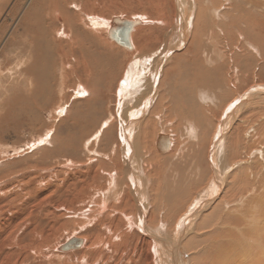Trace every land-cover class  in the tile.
I'll return each mask as SVG.
<instances>
[{"label": "bare ground", "instance_id": "1", "mask_svg": "<svg viewBox=\"0 0 264 264\" xmlns=\"http://www.w3.org/2000/svg\"><path fill=\"white\" fill-rule=\"evenodd\" d=\"M142 1L145 2V0H142ZM221 1L222 0H197L195 2V0H175V8H176L175 11L177 13V20H176L177 23H175L176 26H174V27H173L174 24L173 25L169 24V25H171L173 28H176L175 31H178L176 33L178 36L176 34L170 36V38L178 40V43H176V46H172L170 48L169 52L163 53L161 56L162 58L161 57H158V58L153 57L152 58L151 55H153V54L151 53V55H149L150 52H147L148 47L146 48L145 45H143L144 47L142 46V48H140V46L138 45V41L135 39L136 34L140 30L143 31V29H144L143 26H147L148 23H150V20L146 19L147 17L144 16V13L139 12L140 13L139 15H141V14H143V15L139 16V17L137 16L134 19H132V21L140 20V24L137 25L135 27L134 31L131 33L130 44L132 45V47H131V49H129V48H126L124 46L119 45L115 40L110 38L109 34H110V31L113 27L112 22L114 21L115 18L110 23L105 22V20H103V19H100L99 21H97V25L99 26V28L103 26V24H101V22H104L105 27L107 28V31H106L107 38H106L105 35H98V33L95 32V30L91 28V27H93L97 30V28L94 25L90 27L87 25L88 24L87 22H85L87 24L83 23L84 22L83 19L85 18V15L83 16L84 17L83 19L77 20L78 14H74L71 12L72 9L70 7L75 6L76 2L80 3L81 6H83L82 7L83 9H84V7L85 8H87V7L91 8L92 7L91 9L93 10V7H95L96 5H91L92 4L91 0H25L24 1V7H23L24 11L22 12V14L19 13L20 15L18 17H21V20L17 24V26H19V27L21 26L22 33L20 35H18V33H19L18 31L15 33V31L12 30V33L14 34V36H12L10 38V40H11L10 43H14L15 41L19 40V43L17 45H19L20 48H18L15 45L16 46L15 49L18 48L19 53L22 54V56L25 55L26 60H28L31 57V55L33 54L32 52L35 50V58L36 59H33V60H35L36 67L35 66L34 67L36 69H38L39 71H40V68H43V64H44L43 69L47 68L48 66H50V67L48 68V70L45 69L48 71L47 73H45L46 71L43 70L45 74H43L42 78L39 76L40 74L39 75L34 74V76L32 75L31 78L35 77L34 82L33 81L30 82L28 77L30 76L31 71L29 73L28 68L32 65H29L28 68H26V66H25V68H22L24 66V64L26 63V62H22L24 60V56L22 57L23 58L22 61L20 60L18 63H16L17 65H15V66L12 65L13 67H15V70L12 71L11 70L12 67H10L11 64L8 62L5 53L4 52L1 53V57L2 58L5 57V59H3L0 62V73H1L0 79H2L1 81L7 80V76L4 74L8 73V72H11V73L13 72L12 74L17 72V75L19 77L23 76V78H24L25 84L23 85V87L20 90L21 92L19 95H21V96L16 97V98H18L16 100V103H18L20 100H24L25 98H27V99L29 98V100L34 98V94H38V90H39V86H40V85L38 86L39 79L40 78H41L40 80L44 79V76L46 77L45 80L47 81L48 85L46 84L47 87H44L45 91L47 93L44 91L42 93V95L44 96V98H47L49 95L51 96L52 95V94H50L52 92L51 86H53L54 84L52 83L53 85L50 86L51 83L49 84L48 82H51V81L54 82V80L56 78V76H54L55 73L56 74L59 73V78H60L59 80H61V84L59 85L60 89L58 88L59 91L58 92L56 91V93H59V92L61 94L66 93V92H64L65 87L68 86L66 84L70 80H72V82L74 81L75 83H77L78 91H81V88H82L84 93L88 95L89 98H87L85 101L86 102L85 104L87 107L88 104H91L92 102L97 100V98L100 99L103 97V96L101 97L100 91H98V93H97V91L95 90V87L94 88L92 87L93 86L92 84H97L98 83L97 79L99 81L100 80L102 81V79H100L102 74L99 73V70H100V68L103 67V66L102 67L100 66L103 63V57H107L104 55V52L107 53L106 55H108L110 57L109 59H111L112 57H115L114 56L115 52L113 50H117V52L123 57L122 61H121L122 62L121 64H123V66L127 63L128 60H130L128 62L125 70L122 71V77L126 76V78L129 80V83L127 82L129 84V87H133V86H131V83L133 84V82L138 83V85H136L134 88L135 90H133V92H132V88H130V89H129V87L121 88V86L119 84L120 81L122 80L121 76H120L121 78L118 80V89L119 88L120 89L119 90L117 89V90H118L119 96L123 98V102L122 101L119 102L120 107H121V111H122V119H121L122 124L120 126L121 127L120 138H121V142L123 143V145L121 144V146H119L116 149V151L114 150L116 147H114L112 149L111 152H113L112 153L113 157L110 159V162L108 163L109 167H111L110 169L113 168L114 172H112V173L116 177H115V181H113V183H111V181H110L111 185H109L108 187H107V183H106L105 187L103 185L99 186V184H97V182L94 184L93 188L98 187L99 189H103L100 192H97L99 194V201L102 203V205H100V206L97 205L96 206L97 208H95V210L90 214V216L87 217V220H88L87 223L88 224L93 223L98 218H100V222H99L100 224H102V223L104 224V222H111L112 226H107V227L105 226L104 229L105 230L107 229L106 232H108V234L110 233L112 235H109V236L107 235L108 237H106L105 239H102L101 236L93 237L94 240H92L89 243V244H91V246L89 245L90 251L86 249L87 251H89L90 254L99 255L102 250H105L107 248L108 249L111 248L115 252H117V249L120 246L119 243L125 242L128 238H130L129 234L127 235L126 233L123 232V234L120 235L121 241L119 240L120 242L117 243L118 242V240H117V242L114 243L116 241L115 239L119 238V237H117V233L120 232V227L123 226L122 228H124V229L126 228L130 232V230L133 229V227L136 225L138 230L141 231L143 234H145L146 237L150 238L148 240H152V242L154 243V244H151V246L148 245L149 246L148 253L151 252L150 248L153 247V252H154L155 256L151 255L152 260L149 258L148 255L145 256V259L142 261V262H144L143 264H187L186 255L179 257V253L181 252V250L179 248L180 247L179 246L180 245L179 240H181V239H179V238H183V237L186 238V239H184L185 242L181 240L182 242H184V244L182 245V243H181V245H182V248L184 250L187 249V251L190 252V250H188V249L191 248V250H193L194 248H196L198 242L201 240V237H199V236H198V238H196V236L198 234L204 235V237L201 240L202 241L201 242L202 248L197 252L198 258H196V257L193 258V260H195L193 262L194 264H264V114H261V116H260V119L262 122V129H261L262 131H261V136H260L259 140L257 141L259 149H258V147H257V149H254V150L248 148L249 149V156H247L248 159L246 158V159H242L240 161H237L234 163V165L231 164L232 166H226L225 168H223V170H222V166L219 163V159L222 157L223 152H224V149H223L224 147H223L222 143L225 142L224 137H225V134H227V132H228L227 129L232 128L236 124L235 123L236 119H238L240 117L242 110H244V108H247V106H250L249 104H253V102L254 101L256 102V100H257V102L264 100V85L252 86V88H250L242 96L236 97L237 99H235L233 103L231 102L232 104H230L229 107L225 108L226 111L222 113L223 129H221L220 132H217V134H215V136H214L215 141H213V144H212L213 147H212V149L210 147L208 148L211 150H210V154H207L206 156H203L205 153L204 154H201V152L199 153V150L197 149V147L190 143L192 147H190L187 144L189 146V148L187 150H185L186 152L184 154L181 153V155H179L180 157H177L178 155H176V153L175 154L173 153L175 150L174 149L175 143L173 141V138L176 137L177 135L172 138V136L168 135L170 133L164 132L165 133L164 136H158L162 132L161 133L159 132L158 134L155 132L157 134V138H155L156 135L153 138H155L157 140V139H160V137H166L165 139L170 142V147L167 150L168 155H166L165 153H162L159 150V147H157V145H156V148H154V152H156V151L158 152V153L156 152V155H157L156 161L159 160V162L157 164L159 165V163H160L162 166V167H160V165H159V167H160L159 170H162V172L161 173L158 172V174H159L158 187H159L160 191H158V193H159L158 196L155 197V198H157L156 200L159 202L158 203L159 206H157L155 203V205H152V206H156V207H149L150 206L149 202L151 199L148 201V199L145 195L144 189H143L144 184L139 180L140 168L143 169V167H144L143 163H142L143 158L140 155L142 152H144V151H142L143 149L141 148L142 144L144 142L142 141V138L139 137V136H141V134L137 135L138 133L137 134L135 133L136 132L135 129H136V127L137 128L141 127V130H148L149 129L150 124L142 126L143 124H145L142 122H143V117L145 118V116H147V112L151 108L154 111H157V112L159 111V113H155V114H159L158 117L159 116L160 117L158 119L160 120L161 116L164 115V113H166L168 110L166 108V106L168 107V105H171V104H168V105L166 104V106H165L166 99H169L170 102L173 101L172 105L173 106L175 105L173 107V111L174 112L179 111L180 119H182V120L184 119V122L190 121V123L189 122L187 123L189 125V127H188V125L187 126L185 125L183 128L182 127L183 125H181L182 123L180 124V128L182 127V130H181L182 134H184V133L191 134V135H193L195 140H198V143L203 141L205 144L207 139L212 135L213 130H216V128L213 130L211 129V127H213V124H214L213 118L216 116L215 112L216 111L219 112V110L215 106V102L219 103L218 108H221L222 106L226 107V104H224V102H228L229 100H232L237 95L236 93H235L236 95L233 94L235 92L234 91L235 84L240 82L239 86L244 85V84H246V80L249 79L248 75L251 74L250 73V65L248 66L249 67L248 68L247 66H243V65L239 64L240 62L237 64L236 61H238V60H235V58H234L235 62H233L234 61L233 58H229L230 55L228 57V56H226L225 52L223 53V50H224L223 48H222L223 50H221V48L219 49L221 44L225 45V42L223 41V38L221 37V35H223V37H224V33L222 32L223 34L220 35L219 31L217 29H220V28H224L226 30L230 29L231 31L234 30V32H236V30H237V32L240 34V35L239 34H237V35H239L241 37L244 36L245 37L244 43H246V45L254 52V54H258L257 47H255L253 44H251V42L253 39H256L257 36L264 34V0H234V5L232 4V2L230 0H227L228 2H231V4L233 5L232 8L228 7V9H229L228 14L229 15H225V14L223 15L222 14V13H224L225 10H223L221 13L220 7L222 9V6L219 7ZM159 2H160V0L158 1V3ZM136 4H134V5H136ZM149 4H150L149 6H152L151 4H153V7H155L156 5H160L161 3L156 4L154 6L155 2L153 1V3L150 2ZM139 5L143 6V4H141V3ZM75 7L77 8V6H75ZM157 7H159V6H157ZM20 8L22 10V7H20ZM144 8L146 9V7H144ZM150 8H152V7H150ZM154 10H157V9H154ZM151 11L153 12V8ZM93 12H94V10H93ZM157 12H158V10H157ZM153 13H151V14H153ZM165 13H167V12H165ZM157 14L159 15L161 13L158 12ZM155 15H156V13H155ZM161 15H159V16H161ZM151 16L152 15H150V17ZM171 16H173V15H171ZM171 16H169V17L171 18ZM89 17H87V18H89ZM105 17H106V15H105ZM191 17H192V20H190ZM119 18L125 19L124 17H119ZM156 18H158V16H156ZM90 19L94 20L95 18L90 17ZM148 19H150V18H148ZM166 19L168 21L167 17H166ZM195 20H196V26L195 27H198L197 29L196 28L195 29L197 30L198 34L197 33L194 34L195 40L191 36L194 40V43L192 44L190 51L188 50V52H186L185 54H181L180 56H176V55L173 56L174 54H176L175 52H177V50L183 48V44L185 42L184 39H187V38H185V35L187 36L188 32H189V30H188L189 24L188 23L191 22L193 24L195 22ZM12 21L15 22V20H12ZM215 21H218L217 22L218 24ZM230 21L233 23L231 25V27H229ZM17 22H18V20H17ZM57 23H59V25H57ZM171 23H173V22H171ZM2 24H4V23H2ZM12 24H14V23H12ZM107 24H109V27L107 26ZM194 25L195 24H193V26H192L193 29H194ZM163 26H164V24H163ZM47 27L49 30H47ZM14 28H15V26H14ZM167 28L170 29V27H167ZM0 30H2V28ZM15 30H17V29H15ZM19 31H21V30H19ZM136 31H138V32H136ZM220 31H223V30L220 29ZM135 32H136V34H135ZM191 32L195 33L193 30ZM228 32L229 31H227V33ZM234 32L229 33V35H232ZM47 33H48V35L46 37H43L41 35V34L45 35ZM10 35H11V33H10ZM102 36H105V38ZM244 37L242 38L243 40H244ZM260 38L263 40L262 37H260ZM6 39L7 38H4V41ZM44 39L48 42L44 43ZM224 39H225V37H224ZM246 39L248 40V42ZM171 40H170V42H171ZM7 42L8 41L5 42L6 47L8 44H10L9 42L8 43ZM261 43L259 44L260 46H261ZM243 45H245V44H242L241 46H243ZM262 46L264 49V45H262ZM165 47H166V45H165ZM224 47H226V46H224ZM245 47L246 46H244L242 48H245ZM211 48H214V49L218 48V54L215 53V55H217V56L213 60H210L211 59L210 57H214L215 55L209 56V54L206 51V49L211 50ZM229 49H231V48H229ZM263 49H261V50H263ZM10 50L12 51V48ZM132 51H134V52H132ZM37 52H39V53H37ZM172 52H173V55L169 56ZM201 52L203 53L202 56L204 57V59H206L204 62H203V60H201V54H200ZM233 52H234V50H233ZM237 52H238V50H237ZM147 53H149V54H147ZM15 54L16 53H14V55ZM241 54H244V53L242 52ZM241 54H240V56H241ZM236 56H238V54H236ZM260 56H263V55L260 54ZM255 57H256V55H255ZM251 58H252V55H251ZM257 59H258V57H257ZM142 60L146 61L145 64H147L149 61L151 62L153 60V64L151 65L152 70L150 68L149 69L146 68V69L150 70V72L153 71L154 79H152V77H149L150 74H146V75L144 74L143 76L140 77V72L144 73V70H146L143 68L141 69L143 71L139 70L140 69L139 64H140V62H142ZM220 60H222L221 63H220ZM252 61H254V60L252 59ZM258 62H256V63H258ZM14 63H15V61H14ZM166 63L169 65V68L167 69L169 71H172V70H181V72L183 71L182 73L180 72L179 74H181V75H178V76H182V74L186 75L187 73H191V72H188V70L194 71L195 76L192 75L189 77V79L191 77H193L192 82L190 80H189L190 82L187 80L189 83H186L187 82L186 81L183 85H181L182 87L180 86V84H177L176 81L175 82L178 86L177 85L175 86V84L172 85L170 83H169L170 86L169 85L167 86V84L165 83V85L162 84V87H164V89L162 87H160L161 86V82H160L159 87H158L157 86L158 77L159 76L161 77V75H159V73L161 72L162 68L164 67V65ZM214 63L218 64V65L213 67ZM206 64H209L210 68L207 69L208 65H206ZM246 64H248V62ZM260 64H262V62H260ZM147 66L149 67V65H147ZM175 66L176 67L178 66L180 68H176ZM21 68L23 70H20ZM257 69H258V74L253 72L254 74H257L255 76L258 77V79L260 78V80L264 79V67L258 66ZM57 70H59V71H57ZM165 70H166V68H165ZM37 73H38V71H37ZM163 73H165V72H163ZM174 74L176 75L177 73H174ZM4 76H5V78H4ZM9 76H11V74ZM168 76L169 75H167V77ZM172 76L171 77L173 78V81H174V78L176 79L177 76H174L173 74H172ZM256 77H255V80H256ZM9 79H11V77ZM17 79H19V78H17ZM17 79H15V80L18 81ZM185 79L186 78H183L182 80H185ZM178 80L177 81L180 82L181 79H178ZM166 81H168V80H166ZM9 82L11 83V81H9ZM9 82L7 81V83H9ZM175 82H173V83H175ZM211 82H213V88H214V89H212L211 92L214 93V96L209 95L207 88H206V87H208L206 85H210L209 83H211ZM190 83L192 84L191 86H190ZM11 84H13V82ZM1 85H2V82H1ZM7 86H9V85H7ZM211 86L212 85H210V87ZM41 87H42V85H41ZM157 87H158V90H160V88H161V90L163 89L162 95H161L162 100L158 99L160 97V94L157 92ZM176 87H179V88H176ZM0 88H5V87L1 86ZM110 89H111V87H108L106 91L110 92ZM126 89H129V90L127 91ZM12 91L14 92V90H12ZM9 92L12 93L11 91H9ZM127 92H129V93H127ZM60 93H59V95H61ZM81 93H83V92H81ZM126 93L129 96V98L125 97ZM5 94L6 93H4V96H5ZM13 94H15V93H13ZM157 94H159L158 98H157ZM0 95H3V94L1 93ZM38 95H40V94H38ZM4 96H2V97H4ZM2 97H0V99ZM219 97H221V100L219 99ZM39 98H41V96ZM128 99H130V101H128ZM38 100H40V99H38ZM62 100H64V99H62ZM25 101H27V100L25 99ZM32 101H31V103H32ZM35 101L36 100H34V103H35ZM125 101H126V103H125ZM3 102L4 101H2V103ZM9 102H8V104H9ZM38 102H41V101H38ZM63 102H65V101H63ZM12 103H13V101H12ZM31 103L28 102V104H24V105H26L28 108L32 107V105H35V104L31 105ZM66 103H68V102H66ZM124 103H125V105H124ZM38 104H37V106H35V108H37V107L39 108ZM48 104H46V105H48ZM85 104H83V105H85ZM80 106H82V105L80 104ZM13 107H11V108H13ZM158 108H159V110H157ZM215 108H216V110H215ZM25 109L28 110L27 108H24V110ZM8 110H10V109H8ZM61 110H59V111H61ZM170 110H172V109H170ZM160 111H162L164 113L160 114L161 113ZM7 112H9V111H7ZM71 113H73L72 110L69 111L68 119H71V115H70ZM169 113L170 112H168V114ZM3 114H0V115H3ZM22 114H24V113H22ZM168 114H166V115H168ZM170 115H173V113ZM237 115H238V117H237ZM6 116H8V115H6ZM168 117H169V115H168ZM1 118H4V117H1ZM19 118H21V117H19ZM22 118H24V117H22ZM36 118H38V117H36ZM146 119H147V117L145 118V120ZM151 119H152V121L150 123H152L154 121L153 117H151ZM162 119H163V117H162ZM76 120H78V119H76ZM150 120H147V121H150ZM159 120H158V122H159ZM172 120H174V119H172ZM172 120H170V122ZM23 121H24V119H23ZM238 121H239V119H238ZM111 122L113 123V121L110 119L109 122L105 123V126L108 127V125H110L109 123H111ZM176 122H180V121L176 120ZM61 124H63V122ZM9 125H11V124H9ZM155 125H159V123H155ZM169 125L170 124L168 122L167 126L169 127ZM174 125L175 124H173V126ZM161 126H163V125H161ZM167 126H164V128ZM170 126H172V124ZM3 127H5V126H3ZM7 127H9V126H7ZM175 127H178V126H175ZM100 129H99V133H101V131L104 130V129H102L100 131ZM151 129H152V127H151ZM138 130H139V128H138ZM95 131H96V129H95ZM175 131H176V134H178L177 132L179 131V127H178V129L175 128ZM3 132L4 131L2 130V133ZM96 132H98V131H96ZM106 133L112 134V129L110 130V128H109L103 132V134H106ZM48 134H51V132ZM145 134H147V133L145 132ZM84 135H86V134H84ZM151 135H149V136H151ZM198 136H199V138H198ZM227 136L228 135H226V137ZM72 137H73L72 139L76 138V136L75 137L72 136ZM90 137H89V139H90ZM55 138L53 137L52 141L55 140V142H56L57 139H55ZM149 139H150V137H149ZM240 139H242V138H240ZM145 140H146V138H145ZM82 141H84V140L82 139ZM178 141H179V139H178ZM208 141H209V139H208ZM208 141H207V143H208ZM48 143H50V142H48ZM53 143L54 142H52V144ZM230 143H232V142H230ZM242 143H244V142H242ZM163 144H165V142ZM58 145H59V143H58ZM58 145H56V146H58ZM176 145H177V143H176ZM178 145H179V143H178ZM135 146H136V149H135ZM193 146L197 149V150H194V152H193V148H194ZM60 147H62V146H58L55 148L53 146L52 149L54 148V151L53 150L49 151L48 155L52 154V156L53 155L55 156L56 152L57 153L60 152V150H61ZM237 147H239V145H237ZM48 148H50V147H48ZM44 149H46V148H44ZM147 149H149V148H147V146H146V150ZM155 149H156V151H155ZM182 149H184V148H182ZM203 150L201 149V151H203ZM152 151H153V149H152ZM43 152L45 153V151H43ZM176 152H179V151H176ZM145 153H148V151ZM153 154H155V153H153ZM45 155H46V153H45ZM45 155H43V156L45 157ZM148 155H149V153L146 156H148ZM139 156H141V157H139ZM151 156H154V155H151ZM203 157H205V158H203ZM0 158H1V156H0ZM41 159L43 160V158H41ZM44 159H46V158H44ZM153 160H154V158H153ZM0 162H2V160ZM3 162H5V161H3ZM3 162L1 164V166L3 165ZM101 162L102 161H100L99 163H101ZM252 164L257 165L260 169L257 170L256 172H254L255 168L254 169L252 168ZM151 165H153V164H151ZM255 165L253 167H256ZM2 168L4 169L5 167L3 166ZM6 168H7V164H6ZM238 168L244 169L243 170L244 172L242 174L235 175L234 177L231 176V177H233V179H230L231 178V177H229L230 173H232L234 170H236ZM87 169H89V168H87ZM149 169H150V172H152L150 175V177H152V178H150V177L148 179L145 178L147 180V184H145V186L149 185V184H152L153 186H155V184L150 183V182L152 181L155 183L156 181H158V180H155L153 178L152 174L156 171H159V170L156 169V167L154 165L150 166ZM7 170H8V168H7ZM93 170L96 171L97 169L91 168L87 172L89 174H91ZM108 171L109 170H107V172ZM7 172H9V171H7ZM141 174H143V173H141ZM155 174H153V175H155ZM236 174H237V172H236ZM143 177H145V176L143 175ZM146 177H148V176H146ZM112 184H114V187L112 186ZM11 185H13V184H11ZM4 186L5 185H3V187ZM7 188H8V186H7ZM4 190H5V188H4ZM116 191H119V192L115 193ZM152 192H153V189H152ZM127 194L131 197V199L134 203V207L136 208V210H135L136 213L134 215L126 214V213H124L118 209L119 206H123L125 204V196ZM198 194H199V196L197 198L198 202L195 201V203H194L193 200L195 199V196ZM191 199H193L192 200L193 202H191ZM2 200H4V197ZM188 203L190 206H188ZM161 207H163V210H165L164 213L167 217V219L165 221L166 227L170 228L171 229L170 231L173 230L172 232L177 231V230H174V227H175V229L181 230L180 232H183L182 234H178L177 232H175L176 237L174 239L176 240L175 243L177 245H174L175 243H173L172 241H170V242L166 241L165 240L166 236H165V239H163V232L162 231H164V227H163V229H154V227H153V226H155V224L156 225L159 224L157 222L158 219L160 218L158 215V212L161 211L160 210ZM188 207H189V209H188ZM100 215H103V216H100ZM81 218H83V217H81ZM104 218H112V220H104ZM163 218H165V217H163ZM163 220H165V219H163ZM0 223H2V225L5 224L2 221H0ZM96 223L99 224L98 221H96ZM147 223H149L148 224L149 226H147ZM105 225H107V223ZM150 225H153V226H150ZM165 230H166V228H165ZM172 232H171V235H173ZM179 235H181L182 237H179ZM75 239H77V240L80 239V240L84 241L82 248H85L88 246V245L86 246V243H87L86 238L81 239V238H77V237H71L69 240L66 241V243L68 241H72ZM144 239H146V238H144ZM127 242H125V243H127ZM66 243H64L63 245H65ZM148 243H150V242H148ZM143 246H146V245H143ZM61 247L58 248L59 251H61ZM94 247H95V249H94ZM81 249H79V250H81ZM135 249H136V247H135ZM196 249H195V251H193L194 254L196 252ZM87 251H85V252H87ZM191 253H192V251H191ZM93 258H95V257H93ZM142 258H143V256H142ZM89 260H91V259H89Z\"/></svg>", "mask_w": 264, "mask_h": 264}, {"label": "rangeland", "instance_id": "2", "mask_svg": "<svg viewBox=\"0 0 264 264\" xmlns=\"http://www.w3.org/2000/svg\"><path fill=\"white\" fill-rule=\"evenodd\" d=\"M24 1L25 0H0V29L2 28V30H0V50H1L0 51V62L3 59H5V57H3V58L1 57V53L4 52L6 57H7L8 62L11 64L10 65V67H12L11 70L14 71L15 67H13L12 65H14V66L17 65L16 63H18L20 60L22 61L23 60L22 57L24 56V60L22 62H26V63L24 64V66L22 68H25V66H26V68H28L29 65L33 66V67L30 66L28 68L29 73H30V71L32 73V74L30 73V76L28 77V79L30 80V82H32V81L34 82L35 77L31 78V76L32 75L34 76V74H38V75L40 74L39 76L42 78L43 74L48 72L47 70L50 66L45 68V69H47V70H45V69H43L44 68V64H43V68H40V71H39L38 69L35 68L36 64H35V60H33V59H36L35 58V50L32 52L33 56L31 55V57H30L31 59L29 58L28 59L29 61H28L25 59V55L22 56V54L19 53L18 48H20V47H19V45H17L19 43V40L15 41L14 43H10L11 42L10 38L12 36H14V34L12 33V30L15 31V33L18 31L19 32L18 35H20L22 33L21 26L19 27V26H17V24L21 20V17H18V16L20 14H22V12L24 11V9H23ZM133 1L134 0H98V1L97 0H91V2H92L91 5H96L95 7H93L94 12L91 9L92 7L91 8L90 7H87V8L84 7V9H83L82 8L83 6H81V4L78 2H76V5H75V6H77V8L75 6H72L70 8L72 9V11H71L72 13L78 14L77 20L83 19L84 18L83 16L85 15V18L83 19V21H84L83 23L87 22L88 24L87 23H85V24H87L90 27L94 25L97 28V30L93 27H91V28L94 29L95 32L98 33V35H105L106 38H107V33H106L107 28L105 27L104 22H101V24H103L104 27L102 26L99 28V26L97 25V21H99L100 19H103V20H105V22H108V23L112 22L113 19L116 17L117 18L124 17L127 20H132L137 16L139 17V16L143 15V14L139 15L140 13H144V16L147 17L146 18L147 20H150V23H148L147 26H143L144 32L142 30H140L139 32L136 31V32H138L137 34L135 32V34H136L135 39L138 41V45L140 46V48H142L143 45H145L146 48L148 47L147 52H150V54L149 53H147V54L151 55V53H152L153 54V55H151L152 58L153 57L154 58L161 57L163 53L169 52L170 48L172 46H176V43H178V40L170 38L171 35H175L178 32V31H175L176 28H173L174 26H176L175 23H177L176 22L177 13L175 11V9H176L175 8V0H164V1L160 0V2H159V3H161L160 5H156V4H159L158 3L159 0H156V1L155 0H152V1L151 0H145V2H143L142 0H140V1L135 0L134 2ZM153 1L155 2L154 6L155 5L156 6L153 7V4H151L152 6H149L150 5L149 3L150 2L153 3ZM196 1L197 0H195V2ZM230 1L234 5V0H230ZM139 2L141 4H143V6L139 5L140 4ZM231 2H228L227 0L221 1L219 7L222 6V9L220 7L221 13L223 10H225L224 13H222L223 15L224 14L229 15L228 14V12H229L228 7H231V8L233 7ZM134 4H136V5H134ZM157 6H159V7H157ZM20 7H22V10ZM144 7H146V9ZM150 7L153 8L154 13L151 11L152 8H150ZM154 9H157L158 12L161 13L162 15L159 14V15H161V16H159L157 14L158 13L157 10H154ZM165 12H167V13H165ZM151 13H153V14H151ZM155 13H156V15H155ZM105 15H106V17H105ZM150 15H152V16L150 17ZM168 15L169 16L173 15V16H171V18H170ZM89 16L92 18H95V19L91 20ZM156 16H158V18H156ZM165 16L168 18V21H167ZM87 17H89V18H87ZM148 18H150V19H148ZM11 19L15 20V22H13ZM17 20H18V22H17ZM190 20H192V17L190 18ZM171 22H173V23H171ZM215 22L217 23L218 21H215ZM2 23H4V24H2ZM12 23H14V24H12ZM163 24H164V26H163ZM169 24H171V25L174 24V25L172 27ZM188 24H189V27H188L189 32H188L187 36L185 35V38H187V39L189 38L190 40L184 39L185 42L183 44V48L177 50V52H175L176 54H174V55L172 52L169 56H172V55L173 56H175V55L180 56L181 54H185L186 52H188V50L190 51V48H191V46L195 40L194 34L197 33L196 29L198 27H195L196 26V20L193 23V24H195L194 29L192 27L193 24L191 22ZM232 24L233 23L230 21L229 27H231ZM57 25H59V23H57ZM14 26H15V28H14ZM107 26L109 27V24H107ZM167 27H170V29ZM15 29H17V30H15ZM191 29L195 33H192ZM220 29L223 31H220ZM220 29H217V30L219 31L220 35L224 33L225 39H224L223 35H221V37L223 38L225 45L221 44L219 49L220 48H221V50L226 49L225 51L223 50V53L225 52L226 56H228V57L230 55L229 58H233V60H234V58H235V60H238V61H236L237 64L240 62L239 64H241L243 66L248 67L250 65V73L251 74L248 75L249 79L246 80V84L241 85V86H239L240 82L235 84V87H234L235 92L233 94L234 95L237 94V95L232 100H229L228 102H224V104H226V107L222 106L221 108H218L219 103L215 102V106L219 110V112H217V111L215 112L216 116L214 115L215 116L213 118L214 124H213V127H211V129L213 130L216 128V130H213L212 135L208 138L209 141L207 139L208 143L205 140L206 145L204 144L203 141L198 143V140H195L193 135H191V134H187L184 132H183L184 134H182V132H181L182 127L184 128L185 125L187 126L188 125L187 123L188 122L190 123V121L184 122V119L183 120L180 119L179 111L178 112L173 111V107L175 105L173 106L172 105L173 101L170 102L169 99H166L165 106H166V104L167 105L171 104V105H168V107L166 106V108L168 109L166 113L160 111L161 112L160 114L164 113V115L161 116L160 120L158 119L160 117V116L158 117L159 114H155V113H159V111L158 112L154 111V110H152V108L147 112V116H145V118L147 117V119L145 120V118L143 117L142 123H145V124H143L142 126L150 124L149 129L148 130H141V127H138L139 128V130H138V128L136 127L135 133L136 134L138 133L137 135L141 134V136H139V137H141L142 141L144 142L142 144V147H141L143 149L142 151H144V152H142L140 154L143 158L142 163H143L144 167L142 166L143 169L140 168L139 180L144 184L143 189H144V192H145V195H146L148 201L151 199L149 202V205H150L149 207H156V206H152V205H155V203L157 206H159L158 205L159 202L156 200L157 198H155V197L158 196V194H159L158 191H160V189L158 187V184H159L158 172H160V173L162 172V170H159L160 167H162V166L160 163H159L160 167L157 164L159 162V160L156 161L157 160L156 149H155L156 152H154V148H156V145H157L156 142L158 140V139L157 140L155 139V138H157V134L159 132L160 133L162 132L158 136H164L165 135L164 132L170 133L168 135L172 136V138L176 135L177 136L179 135L178 137L176 136L173 138V141L175 143V145H174L175 148L173 147L175 150L173 153L174 154L176 153V155H178L177 157H180L179 155H181V153L184 154L186 152L185 150H187L189 148V146L192 147L191 144H193L194 146L197 147V149L199 150V153L200 152H201V154L205 153L203 156H206L207 154H210V150L213 147L212 144H213V141H215L214 140L215 134H217V132H220V130L223 129L222 113L226 111L225 108L229 107L230 104H232L234 102V100L237 99L236 97L242 96L245 92H247L250 88H252V86L264 85V79L260 80V78L258 79V77L255 76L258 74V69H257L258 66L264 67V64H263L264 63V51H263L264 49L262 46V45H264V34L259 35V36H257L256 39L252 40L251 44H253L258 49V54H254V52L246 45V43H244L245 37L243 36L244 37V40H243L242 39L243 37L239 36L240 34L237 32L236 29H235L236 32H234V30L231 31L230 29H227V30L224 28H220ZM19 30H21V31H19ZM47 30H49L48 27H47ZM227 31H229V32L227 33ZM231 32H234V33L232 35H229V33H231ZM10 33H11V35H10ZM235 34L236 35L239 34V35L236 36ZM41 35L43 37H46L48 35V33L45 35H43V34H41ZM105 36H102V37L105 38ZM191 36L194 38V40ZM234 37L235 38L237 37V38L235 39ZM260 37H262L263 40ZM4 38H7V39L4 41ZM169 39L170 40L172 39L171 42ZM6 41H8L10 43L7 45L8 48L5 45ZM47 42L48 41H46L44 39V43H47ZM247 42H248V40H247ZM260 43H261L262 47L259 45ZM242 44H245V45L241 46ZM15 45L18 47V48H16L17 50L15 49V47H16ZM165 45L167 48L165 47ZM224 46H226L227 48ZM244 46H246V47L242 48ZM11 48H12V51L10 50ZM229 48H231V49H229ZM260 48L263 50H261ZM233 50H234V52H233ZM237 50H238V52H237ZM113 51L115 52L114 53L115 57H112L111 59H109L110 57L108 55H106L107 53L104 52V55L107 57H103V63L100 65L101 67L102 66L103 67L102 68L99 67L100 70L98 69L99 73L102 74L101 78H100V79H102V81L101 80L99 81L96 78L98 83L99 82L100 83L99 84L98 83L92 84L93 85L92 87L93 88L95 87V90L97 91V93H98V91H100V95H101V97L102 96L103 97L100 99L97 98V100H95L91 104H88L87 107H86L85 101L87 98H89L88 95L84 93L82 88H81V91H78L77 83H75L74 81L72 82V80H70L66 84V85H68L65 87V90H64V92H66V93L61 94L59 92L61 95H59V93H56V91L57 92L59 91V89H60L59 85L61 84V80H59L60 79L59 73H57V74L55 73L54 76H56V78H55L54 82L53 81L48 82L49 84L51 83L50 86L53 84L54 85L51 86L52 92L50 94H52V95L51 96L49 95L47 98H44V96L42 95V93L45 91L44 87H47V85H48L47 81L45 80L46 77L44 76V79H42V80H40L41 78L39 79L38 86L39 85L40 86H39L38 94H40V95L34 94L35 99L34 98L30 99L31 101L33 100L32 103L29 100V98L27 99L25 97L24 98L27 101H25V99L24 100L19 99L20 100L18 102L19 104L16 103V100L18 99L16 97L21 96V95H19L21 92L20 90L23 87V85L25 84L23 76L19 77L17 75V72H15L14 74H12L13 72L12 73L8 72V73L4 74L7 76L6 81H4V80L1 81L2 79H0V87L1 86L5 87V88H0V94L1 93L3 94V95H0V97L4 96V93H6L5 96L0 99V101H1L0 102V114L4 113L3 115H0L1 117H4V118L0 117V125H1L0 126V145H1L0 146V156H1L0 161L1 160H2V162L5 161V162H3L2 166H1L2 162H0V166H1L0 167V169H1L0 170V189H1L0 190V221L5 223L4 225H2V223H0V264H137V263L143 264L144 262H142V261L145 259V256L148 255L150 259L152 257L151 255L155 256V254L153 252V247L150 248L151 252L148 253L149 246H151V244H154V243L152 242V240H148L150 238L146 237L145 234H143L141 231H139L138 228L136 227V225L133 227V229L130 230V232L128 229L122 228L123 226L120 227V232L117 233V237H119V238L115 239L116 241L114 240L115 241L114 243H116L117 240H118L117 243H119L121 241L120 235L123 234V232L126 233L127 235L129 234L131 239L128 238L125 241V242L128 241L127 243H125V242L121 243L120 242L119 243L120 246L118 247L117 252H115L111 248H109V249L107 248L105 250H102L99 255L89 253V251H90L89 245L91 246V244H89V243L92 240H94L93 237L101 236L102 239H105L109 235H112V234H110V233L108 234V232H106L107 229L106 230L104 229L105 226L106 227L112 226L111 222H104V224L103 223L100 224L99 223L100 218H98V219H96V221H98L99 224H97L96 221H94L91 224H88L87 223L88 222L87 217L90 216V214L95 210V208H97L96 207L97 205H99V206L102 205V203L99 201V194L97 192H100L103 189H99L98 187L93 188L94 184L97 182V184H99V186L103 185L105 187V185L107 183V187H108L109 185H111V183H113V181H115L116 176L113 175V173H112V172H114L113 168L110 169L111 167H109L108 163L110 162V159L113 157V155H112L113 152H111L112 149L114 147H116L114 149L116 151V149L119 146H121V144L123 145V143L121 142V138H120V134H121V127L120 126L122 124L121 123L122 111H121V107L119 104V102H121V101L123 102V98L120 97L119 93H118V90L120 89V88L118 89V80L122 77V71L125 70L128 62L130 60H128L127 63L123 66V64H121L123 57L117 52V50H113ZM206 51L209 54V56L215 55V53L218 54V48H216V49L211 48V50L206 49ZM132 52H134V51H132ZM242 52L244 54H241ZM14 53H16V54L14 55ZM37 53H39V52H37ZM200 54H201V60H203V62H204L206 59H204V57L202 56L203 55L202 52ZM236 54H238V56H236ZM240 54H241V56H240ZM260 54L263 56H260ZM251 55H252V58H251ZM255 55H256V57H255ZM216 56L217 55H215L214 57H210L211 58L210 60H213ZM257 57H258V59H257ZM252 59L254 61H252ZM153 60L151 62L149 61L147 64H145L146 61L142 60L143 63L140 62V64H139L140 67L138 66L140 68L139 70H141L142 68L143 69H146V68L151 69V65L153 64ZM235 60L233 62H235ZM14 61H15V63H14ZM221 62H222V60H220V63ZM247 62H248V64H246ZM256 62H258V63H256ZM260 62H262V64H260ZM147 65H149V67ZM206 65H208L207 69L210 68L209 64H206ZM217 65L218 64L214 63L213 67H215ZM22 68L20 70H23ZM30 68L31 69L33 68V69L31 70ZM165 68H166V70H165ZM168 68H169V65L166 63L164 65V67L162 68L161 72L159 73V75H161V77L160 76L158 77V81H157L158 87H159L160 82H161L160 87H162V84L165 85V83L167 84V86L168 85L170 86V84H172V85L175 84V86L177 84H180V86H181L187 80L188 81L190 80L192 82L193 77H191L190 79H189V77L192 75L195 76L194 71H191V70H188V72H191V73H187L186 75L182 74V76H178V75H181V74H179L181 72V70L169 71V70H167ZM176 68H180V67L177 66ZM148 69L144 70V73L140 72V77L143 76L144 74L145 75L150 74L149 77H152V79H154L153 71L150 72V70H148ZM43 70H45L46 72L44 73ZM37 71H38V73H37ZM57 71H59V70H57ZM141 71H143V70H141ZM163 72H165V73H163ZM253 72L257 73V74H254ZM171 73L174 76H177L176 79L174 78V81H173V78H172L173 76ZM174 73H177V74L175 75ZM10 74H11V76H9ZM167 75H169V76L167 77ZM10 77H11V79H9ZM255 77H256V80H255ZM4 78H5V76H4ZM17 78H19V79H17ZM125 78H126V76L122 77V80L119 83L121 88L129 87V84H128L129 80L127 78L126 79ZM183 78H186V79L182 80ZM15 79H17L18 81H16ZM159 79L160 80L162 79V80L160 81ZM178 79H181L180 82H178L179 81ZM166 80H168V81H166ZM7 81L8 82L11 81V83L13 82V84H11L10 82L7 83ZM175 81L177 82V84ZM188 81L186 83L190 82V81L189 82ZM1 82H2V85H1ZM173 82H175V83H173ZM209 84L212 86L210 87V85H206V86H208V87H206L207 91H208L209 95L214 96V93L211 92L212 89H214L213 88V82H211ZM7 85H9L10 87ZM41 85H42V87H41ZM136 85H138V83H134V82H133V84L131 83V86H133V87H129V89L132 88V92H133V90H135L134 88ZM191 85L192 84L190 83V86ZM106 87L107 88L111 87L110 92L106 91L107 90ZM158 87H157V92L160 94V97L158 96L159 94H157V98L159 97L158 99L162 100L161 95H162V90L164 89V87H162L163 88L162 90H161V88H160V90H158ZM176 88H179V87H176ZM129 89H126V90L128 91ZM8 90L11 91L12 93H10ZM12 90H14V92ZM81 92H83V93H81ZM13 93H15V94H13ZM127 93H129V92H127ZM127 93H126V95H127ZM126 95H125V97L129 98V96L128 95L126 96ZM40 96H41V98H39ZM38 99H40V100H38ZM62 99H64V100H62ZM219 99L221 100V97H219ZM34 100H36L35 103H34ZM2 101H4V102L2 103ZM12 101H13V103H12ZM38 101H41V102H38ZM63 101H65V102H63ZM128 101H130V99H128ZM262 101L257 102V100H256V102L254 101L253 104H249L250 106H247V108H244V110H242V113H241L240 117L238 118L239 121H238V119H236V121H235L236 124L232 128L227 129L228 132H227V134H225V137H224L225 142L222 143V145L224 147L223 148L224 152H223L222 157L219 159V163L222 166V170L226 166H232V165H234L235 162L240 161L242 159H246L247 156H249V149L248 148L253 149V150L257 149V147H258L257 141L259 140V138L261 136V131H262L261 130L262 129V122H261L260 116H261V114H264V100H262ZM8 102H9V104H8ZM28 102H30L31 105L32 104H35V105H32V107L28 108L26 105H24V104H28ZM66 102H68V103H66ZM125 103H126V101H125ZM125 103H124V105H125ZM37 104L39 105V108L38 107L35 108V106H37ZM46 104H48V105H46ZM80 104L82 106H80ZM83 104H85V105H83ZM11 107H13V108H11ZM24 108H27L28 110H26V109L24 110ZM216 108H215V110H216ZM8 109H10V110H8ZM170 109H172V110H170ZM59 110H61V111H59ZM71 110L73 111V113L70 114L72 120L68 119V117H69L68 114H69V111H71ZM157 110H159V108ZM7 111H9V112H7ZM168 112H170V113L168 114ZM22 113H24V114H22ZM172 113L174 116L170 115ZM166 114H168L169 117ZM6 115H8V116H6ZM19 117H21V118H19ZM22 117H24V118H22ZM36 117H38V118H36ZM151 117H153L154 123L153 122L150 123L152 121ZM162 117H163V119H162ZM237 117H238V115H237ZM23 119H24V121H23ZM76 119H78V120H76ZM110 119L113 121V123L112 122L109 123L110 125H108V127L105 126V123L109 122ZM172 119H174V120H172ZM147 120H150V121H147ZM158 120H159V122H158ZM170 120H172L173 122L172 121L170 122ZM176 120L180 121V122H176ZM62 122H63V124H61ZM168 122L170 125L172 124V126L169 125V127H168L167 126ZM155 123H159V125H155ZM9 124H11V125H9ZM173 124H175V125L173 126ZM180 124L183 125L181 128H180ZM161 125H163V126H161ZM3 126H5V127H3ZM7 126H9V127H7ZM164 126H167V127L164 128ZM175 126L179 127V131L177 132L178 134H176V131H175V128L178 129V127H175ZM151 127H152V129H151ZM188 127H189V125H188ZM109 128H110V130L112 129V134L111 133L110 134H107V133L103 134V132ZM95 129L98 132H96ZM99 129H100V131L102 129H104V130H102L101 133H99ZM2 130L4 131L3 133H2ZM50 132H51V134H48ZM145 132L147 134H145ZM84 134H86V135H84ZM149 135H151V136H149ZM155 135H156V137H155ZM226 135H228L227 136L228 138L226 137ZM72 136H74V137L76 136V138L72 139L73 138ZM53 137L54 138L56 137L55 138V139H57L56 142H55V140L52 141ZM89 137H90V139H89ZM149 137H150V139H149ZM153 137H155V138H153ZM145 138H146V140H145ZM198 138H199V136H198ZM240 138H242V139H240ZM82 139L84 141H82ZM178 139H179V141H178ZM41 141H44V142L41 143ZM48 142H50V143H48ZM52 142H54V143L52 144ZM230 142H232V143H230ZM242 142H244V143H242ZM58 143H59V145H58ZM176 143H177V145H176ZM178 143H179V145H178ZM56 145L62 146L63 148L60 147V149H61L60 152L59 153L56 152L55 156L54 155L52 156V154L48 155L49 151H52V150L54 151V148L58 147ZM237 145H239V147H237ZM53 146H54V148L52 149ZM146 146H147V148H149V149L151 148V149L146 150ZM48 147H50V148H48ZM209 147L211 149H208ZM44 148H46V149H44ZM182 148H184V149H182ZM135 149H136V146H135ZM152 149H153V151H152ZM197 149L194 147L193 152H194V150H197ZM201 149L202 150L204 149L203 150L204 152L201 151ZM258 149H259V147H258ZM43 151H45L46 155ZM147 151L149 153L148 156H146L148 153H145ZM176 151H179V152H176ZM153 153H155V154H153ZM165 154L168 155L167 153H165ZM43 155H45V157ZM151 155H154L155 157L151 156ZM141 156H139V157H141ZM41 158H43V160ZM44 158H46V159H44ZM153 158H154V160H153ZM203 158H205V157H203ZM100 161H102V162L99 163ZM150 163L153 164L156 167V169L159 170V171H156L153 173V174L156 173L155 175L152 174L153 178L155 180H158L155 183L152 181L150 182V183L155 184V186H153L152 184L145 186V184H147L146 179H148L152 173V172H150L149 168H150V166H153V165H151ZM6 164H7L8 170L6 168ZM254 165L255 164H252V168L253 169L255 168L254 172H256L260 168L257 165H255L256 167H253ZM3 166L5 167L4 169L2 168ZM87 168H89V169L94 168L97 170L96 171L93 170L92 173L89 174L87 172L89 169H87ZM241 169L242 168H238V169L234 170L232 173H230L229 177H231V176L234 177L235 175L242 174L244 172L243 171L244 169H242V170ZM107 170H109V171L107 172ZM7 171H9V172H7ZM236 172H237V174H236ZM141 173H143V174H141ZM143 175L145 177H143ZM146 176H148V177H146ZM233 177H231L230 179H233ZM150 178H152V177H150ZM110 181H111V183H110ZM11 184H13V185H11ZM3 185H5L6 187L5 186L3 187ZM7 186H8V188H7ZM112 186L114 187V184H112ZM4 188H5V190H4ZM152 189H153V192H152ZM118 192L119 191H116L115 193H118ZM198 196H199V194L195 196L194 200L191 199V202H193V201H194V203H195V201L198 202V200H197ZM3 197H4V200H2ZM125 204L123 206H119L118 209L120 211L126 213V214L134 215L136 213V211H135L136 208L134 207V203L128 194L125 196ZM188 206H190L189 203H188ZM188 209H189V207H188ZM160 210H159L160 212H158V215L160 218L157 221L159 224L158 225L155 224V226H153V225H150V226H153L154 229H163V227H164V231H162L163 232V239H165V236H166V239H165L166 241H169V242L172 241L173 243H175L176 242V240L174 239L176 237L175 232H177L178 234H182L183 232H180L181 230L175 229V227H174V230H177V231H175V232H172L173 230L170 231L171 229L166 227V225H165V221L167 219V217L164 213L165 210H163V207H161ZM100 216H103V215H100ZM81 217H83V218H81ZM163 217H165V218H163ZM163 219H165V220H163ZM104 220H112V218H104ZM106 223H107V225H105ZM148 224L149 223H147V226H149ZM165 228H166V230H165ZM171 232L173 233L174 236L171 235ZM198 236L201 237V240L204 237V235L198 234L196 236V238H198ZM71 237H77V238H81V239L86 238V240H87L86 246L88 245L87 247L89 249L87 247H85V248H82L81 250H73V251H70L67 253H64V251L63 252L59 251L58 248L63 246V244L66 243V241L69 240ZM179 237H182V236L179 235ZM144 238H146V239H144ZM179 239H181L182 241L185 242L184 239H186V238L183 237V238H179ZM181 240H179L180 241V245H179L180 247L179 248L181 250V252L179 253V257L186 255L187 264H192L195 261V260H193V258L194 257L198 258L197 252L202 248V243H201L202 241L200 240L197 244L196 248L198 250L196 248L191 250V248H190V249H188V250H190V252H188L187 249H185L187 251L186 252L182 248V245L184 244V242H182ZM148 242H150V243H148ZM181 243H182V245H181ZM143 245H146V246H143ZM174 245H177V244L175 243ZM135 247H136V249H135ZM86 249L89 251H87ZM94 249H95V247H94ZM195 249H196V252L194 254L193 251H195ZM85 251H87V252H85ZM191 251H192V253H191ZM142 256H143V258H142ZM93 257H95V258H93ZM89 259H91V260H89Z\"/></svg>", "mask_w": 264, "mask_h": 264}, {"label": "water", "instance_id": "3", "mask_svg": "<svg viewBox=\"0 0 264 264\" xmlns=\"http://www.w3.org/2000/svg\"><path fill=\"white\" fill-rule=\"evenodd\" d=\"M140 24V20H127L122 18H115L112 22V29L110 31V38L115 40L119 45L131 49L132 45L130 44V36L134 31L135 27ZM166 137H160L157 141V147L162 153H167L170 142L165 139ZM165 142V144H163ZM84 241L82 240H72L68 241L65 245L61 247V251L65 253L79 250L83 247Z\"/></svg>", "mask_w": 264, "mask_h": 264}, {"label": "snow or ice", "instance_id": "4", "mask_svg": "<svg viewBox=\"0 0 264 264\" xmlns=\"http://www.w3.org/2000/svg\"><path fill=\"white\" fill-rule=\"evenodd\" d=\"M44 141H41V143H43Z\"/></svg>", "mask_w": 264, "mask_h": 264}]
</instances>
